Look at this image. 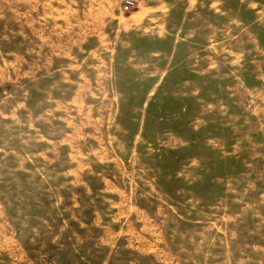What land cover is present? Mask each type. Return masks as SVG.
Segmentation results:
<instances>
[{"label":"rangeland","instance_id":"1","mask_svg":"<svg viewBox=\"0 0 264 264\" xmlns=\"http://www.w3.org/2000/svg\"><path fill=\"white\" fill-rule=\"evenodd\" d=\"M125 1L0 0V264H264V0Z\"/></svg>","mask_w":264,"mask_h":264},{"label":"crops","instance_id":"2","mask_svg":"<svg viewBox=\"0 0 264 264\" xmlns=\"http://www.w3.org/2000/svg\"><path fill=\"white\" fill-rule=\"evenodd\" d=\"M43 137H45V135H43ZM28 138L32 140L31 143H29L31 145V148H28V153L32 154L33 156L35 155L36 151H35V131L34 130H29V134H28Z\"/></svg>","mask_w":264,"mask_h":264},{"label":"built area","instance_id":"3","mask_svg":"<svg viewBox=\"0 0 264 264\" xmlns=\"http://www.w3.org/2000/svg\"><path fill=\"white\" fill-rule=\"evenodd\" d=\"M135 5L134 0H126L124 3V9L125 10H130L133 6Z\"/></svg>","mask_w":264,"mask_h":264}]
</instances>
